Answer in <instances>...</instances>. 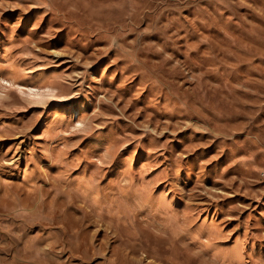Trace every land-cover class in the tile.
Instances as JSON below:
<instances>
[{"label":"rangeland","instance_id":"1","mask_svg":"<svg viewBox=\"0 0 264 264\" xmlns=\"http://www.w3.org/2000/svg\"><path fill=\"white\" fill-rule=\"evenodd\" d=\"M0 264H264V0H0Z\"/></svg>","mask_w":264,"mask_h":264},{"label":"bare ground","instance_id":"2","mask_svg":"<svg viewBox=\"0 0 264 264\" xmlns=\"http://www.w3.org/2000/svg\"><path fill=\"white\" fill-rule=\"evenodd\" d=\"M24 89H28L31 93H34L36 91V88L35 87H24ZM37 94V93H35Z\"/></svg>","mask_w":264,"mask_h":264}]
</instances>
